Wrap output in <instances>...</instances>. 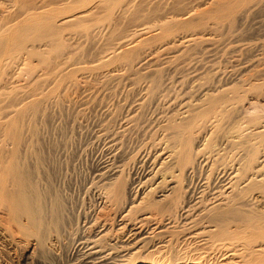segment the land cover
<instances>
[{
	"label": "rangeland",
	"instance_id": "rangeland-1",
	"mask_svg": "<svg viewBox=\"0 0 264 264\" xmlns=\"http://www.w3.org/2000/svg\"><path fill=\"white\" fill-rule=\"evenodd\" d=\"M102 1L104 0H87L86 2L85 0H82V2H80V0H0V30L3 31L0 37H3V39L5 36L4 34H6V37L8 38L9 33L7 29L10 28V25L11 24L14 25L15 21L18 22L20 19L22 20L25 17L24 15H29V12L31 14L32 13L36 14L37 12L39 13L43 10L46 11V13H47V10H49V12L52 10L50 12L52 14V13H55L56 11L55 15L53 14V20L55 19V21L56 20L58 21L59 18L67 16L68 14L70 15L74 13L83 12L86 10H89V11L91 10V13L93 14V15L90 14V17H87V19L84 20V23L82 22L80 25L77 24V26L75 27L74 25L72 26L64 25V26H61L62 28L59 27L61 30L60 29L58 30V32L60 31L59 33L60 35L58 37L59 41L57 43L60 44L62 42L61 43L62 45L60 44L62 47L59 45L58 47L59 49L58 48H57L58 50L56 49L57 52H61V54L59 53L58 55L57 53L58 57L57 58L55 57V59H54V56H57L56 53L52 51L53 54H51L50 46H48V44L51 43L50 41L48 42V40H46L47 41L46 42L44 40L43 42L42 40V42H38V41L32 42L31 39H29L30 41L28 40L25 41V47L26 49L28 48V50H30V48L31 50L35 49L33 50V52L34 54H35V51L38 52L37 57H36V54L27 56L26 54L18 52L16 54L18 55L17 56L18 58L16 57L12 61L13 57L10 58L11 55H9L8 53L7 54L5 53L6 55L3 54L5 55V57H3V55L2 57L0 56V62H1L0 64H2L3 61L5 60V63L2 64L3 67L1 68V72L3 73L4 71V73L2 74V76L0 73V78H1L0 80V99H1L0 100V116L10 114V117H11L12 116L11 112H13L20 105H22V103H25L27 101L32 102L31 100L38 99L41 102L42 104L40 105L41 110H39V115L37 117V120L35 119L32 120L31 119L32 117L29 118L27 116L28 119L35 122L33 124L30 122L31 124L29 123L28 125H30V127L32 128L31 133L33 129L37 130L36 131L37 135L33 134L35 133V131H33L32 133V136L36 135V137L32 138L30 135L31 134L30 129L28 130V128H26V127H29L26 124V121H28L27 118H25V123H24L25 132L24 133L26 137L29 136L28 138L30 141L34 139L33 141V143L35 142V146H33L34 149L36 150L37 148H39L38 149L40 152L39 155L41 156V159L43 161V165H42L43 168L42 167L41 168L44 170V171L41 170L43 171L42 173L44 176V177L42 176L41 179L44 183L42 181L41 182L43 184H46L45 177H47L48 178L47 182H49V184L48 183L47 184L50 187L53 186L52 189L53 190L55 189L54 190L55 193L58 194L59 198H61V201H63L64 203L63 204L64 205L63 218H65L64 219L65 228L61 230L64 232V233L61 232V234L64 236L66 235L65 237H68L67 231L70 230L71 232L74 230L73 232H71L73 233V237L76 234L74 238L77 239V237L79 236L82 237L83 235V239L80 240L81 242H84L86 240V236L89 235V229L88 227H86V225H88L86 220L89 221V219L91 218V215L93 214L92 213L93 210L95 211V208L97 207L96 204L99 202L98 192L100 193V190H97V189H100L99 188L100 184H99V180L96 178L97 176L94 174L97 172L96 169L101 167L103 164H109L110 160L111 161L115 160V163H117L116 165H119L123 162L121 164L122 166L124 165V162H125L126 164L124 166L126 167L129 161L131 162L130 158L132 159L134 158L133 161L129 163L130 165L128 164V166H130L129 168L128 167L125 168L123 166L125 168L124 169L122 167L121 170L123 169L125 170V173L123 172L124 174H128L129 176V173L131 172L130 173L131 177L130 176L128 177L127 175L125 176H127V178L129 179H134V180H138L140 179V177L143 178L147 176L148 174L147 166L153 163V161L155 164V159L157 158L158 160V157H159L158 155H160V151L164 152L165 150L164 147L167 146L165 144L166 142L168 143V141L166 137H163V136L165 135L167 136L169 133V132L168 133L165 132L164 130L166 128V124H168V122L171 120V119L168 120V117L172 118L173 116H175L177 117L176 119H179L178 118L179 115H182L184 112L186 114L188 112L189 114V112L191 113L192 111H194L193 115H196L195 111H197L198 109L196 106H199V105L202 106L204 104L203 101L206 95L207 97H209L211 94L210 97L217 98L215 97V95H218L219 97L221 92L223 93L224 91L226 92L223 94V97H225L224 100L226 99L225 101L227 102V99L230 98L229 102L226 103L224 101V103H226V105L224 104L226 108H222V104H220L222 102L221 101L219 104L221 105L222 110L220 109V106H219L220 110L218 109V106H216V110L214 108L213 111L210 112V113L214 112V114L208 113L209 116L204 115L206 117L205 120L207 122L205 121L204 123L203 122L204 118L203 119L199 118L200 120L199 119L197 120L199 121L198 122L199 125H197L198 123H196V131L194 129L195 136L197 135L196 132L199 131L200 136L201 134H203L204 137H206L204 138L203 135L201 136L204 138V140L205 139L207 140L208 137L210 138V139L208 138L209 140L206 141V144L208 142V147H207L208 150L211 148L210 147L211 143H212L211 146L218 147L217 144H219V146L221 145L223 147L225 144H227V141L229 140V138H231L230 135L233 136V139L231 138L233 140L232 143H234V140H235V143H237L240 139L238 138L240 135H242L241 138H244L245 135H247L248 137L249 134L251 135L252 133H255V132L258 133L260 130H262V127L264 130V121H263L264 119V53H263L264 52V8H263L264 4L263 3L264 2L262 0H258V1H261L259 4L260 7H258L257 6L258 4L255 3L256 0L253 1V3L251 2L253 5L249 3L250 1H248L249 4L247 2H246L247 4L246 3L243 4V6L248 5L247 6L248 9L246 6L245 8L247 10L249 9L252 10L253 13L252 11L249 13L250 10L247 11L245 9L244 12L246 13L247 11L245 15V13L244 12L242 13L241 11V8H243L242 10H244V7L241 5L242 7L240 8V11L242 14L241 15L242 18L239 17L240 15H237L238 13L237 9H239L237 8L234 12L236 16L233 13L232 15L233 18L232 17L231 18L221 17L223 18L221 19V21L217 20L220 23L215 21V19L217 18L213 17L214 15L213 12L212 14H209V11H208V14H206L207 10L211 9L210 12L212 11L213 9L212 5L216 6L217 5L216 3H218V0H216L217 2H215V0H140V1L138 0V2H141V3H137L138 4L137 7L139 10L136 9L135 11L134 9L133 11H131L133 9V7L131 6L132 9L130 8L128 9L129 10L128 14L126 13L128 11L126 10V7L128 8L127 4H129V1L131 0H128V3H127V0H125L126 3H123L124 0H120L121 3L125 5V12H124V9H122L124 7L122 4L120 5V9H119L117 5V0L116 1L114 0L115 2L113 1V3H111L110 1L111 4L108 2L106 3L104 1L106 5ZM134 1H135V4H133V6L135 5L134 7H136L137 0H134ZM134 1L132 0L130 3ZM258 1L256 2L258 3ZM118 3L120 4L119 0H118ZM108 5H109V8H108ZM250 5L252 9L250 8ZM254 5L257 7L256 9ZM53 9L55 10L53 11ZM27 10H28V13H26ZM95 10H96V13H95ZM201 10H204L203 11L204 16L206 14V16H208L209 19L212 18L211 21L210 20L205 21L206 19L202 21L201 20L202 18H200V15H199L200 23H202V25H198V21H194L192 22L194 28L192 29V26L191 28L187 27L188 28L187 30L192 29L191 31L186 30L187 32L185 31V29H183V26H181L182 27L181 31H179L180 29L177 31L174 25L173 26L174 29L173 27L171 28L172 30L174 31L176 30V31L171 32V36H170L171 38H169L170 41L169 39H167L168 37L166 38L163 37L165 39L160 38V35L162 37L165 32V31L162 32L161 27L164 26V29H165V25L163 24L162 26L161 25L162 23L164 22L166 23L167 21L166 26L169 27L170 25L169 21H172V19H175V20H177L178 18L183 19L184 16L186 17L185 14L191 15L192 14L191 12H193V14L199 13L202 15ZM215 10L214 12H216ZM255 10H257L258 12ZM109 12L111 13L110 15H109ZM106 14L108 15L106 16ZM122 14H123V17H122ZM209 15L210 16L212 15V16L210 17ZM234 16L237 17V19L234 18ZM111 20L112 21L114 20V21L109 23ZM208 21H210V23ZM207 23H208V26H207ZM194 24L195 25L197 24L196 28L197 26H200L199 28H202V26H204L203 27L204 29L198 28L196 30ZM158 25L159 27L161 26L160 27L161 30L159 29ZM172 25L173 24H171L170 26ZM156 26H157V30H156ZM78 27L80 28L81 31L79 30ZM4 28L5 29L7 28L6 32L4 31ZM84 28H85V31H84ZM91 28H92V31H91ZM171 28L169 31H171ZM160 31L163 34H161ZM84 33H87V34H84ZM172 34H174V36H172ZM91 36L93 37V39L95 38L96 39L93 40ZM7 38L6 40H8ZM191 38L193 42L192 40L190 41ZM195 38L199 39V42H200L199 45H198L199 43L198 40ZM166 39L167 41H165ZM203 39H205L204 41H206L207 39L208 43H209L208 40L210 39V43L208 45H207V42L203 43ZM195 40L196 42L194 43ZM140 41L142 42V44ZM168 41L170 45L168 44ZM184 41L185 42L187 41L186 45ZM116 43L118 46L116 45ZM151 43H152V46L150 45ZM181 43L182 44L184 43V44L182 45ZM195 44H197V46ZM176 45L179 46L178 50H177L178 46ZM121 46L123 49L121 48ZM134 46H138V47L140 46L142 47L143 50L141 48L138 49L137 47L136 54L135 52L131 51L136 56L135 58L133 57L131 66L127 67V61H125V59H123L121 56L124 55L122 54V53H125L124 51H127V50L129 51V49L130 48L132 49ZM173 46H176V50H175V47ZM166 48L167 50L170 49L168 53L171 52V54L167 53ZM171 48H173L175 52L171 50ZM44 49H45V52H44ZM48 49L50 50V52L47 55L46 51ZM133 50H136V49L133 48ZM180 51L181 52L183 51L185 55H183V53H181ZM39 52L46 53L44 54L46 60L45 59L43 60L42 58H40L41 56H39L40 54ZM19 53H21L22 55L21 57ZM172 53L175 56L181 53L180 57L183 55L184 58L183 57H182L183 59L180 58V61H178L177 63L176 60H178L177 57L179 58V56H176V60H175L171 58V57L175 58V56H173ZM49 56L52 59L51 58L49 59ZM116 56H119L120 58ZM1 58L3 59L1 60ZM111 58L112 60L115 59V61L112 62ZM118 58L121 59V61L118 60ZM50 60H53V62ZM56 60L60 62L58 63V61ZM64 60H66L67 62H65ZM106 60L109 62H106V65L105 63L104 65H102V62ZM174 60L177 63V65L175 64V62L173 63ZM44 61H47V63L46 62L44 63ZM152 61H155V62H152ZM6 63L8 65L7 67H6ZM26 63L29 64V67H28V64ZM55 64L57 68L55 67ZM98 64H101V65H98ZM46 65H48V67ZM97 66H98V69H97ZM54 67H55V70H53ZM127 68L129 69V71ZM125 69L127 70V73L125 72L126 71ZM186 69L187 70L189 69V71H187ZM156 70H157V74H154L156 73ZM52 71L54 72V74ZM159 71L161 72L162 75L159 74ZM120 74H123V76L126 74L127 76H124V78H121L119 77ZM41 75L43 76L41 77ZM111 75H112L111 78L116 76L117 80H116V77L114 79H111V78L109 79ZM125 77H128L130 79H127V78L125 79ZM133 77H134V80H132ZM157 77H159L158 80L156 79ZM153 78L156 79L157 85H159L158 88L156 87L157 89L155 88L156 83H155V80H153ZM201 78H202V81H201ZM119 80H120V83L118 82ZM153 81H154V85H153ZM158 81H161L162 83L160 82L159 84ZM77 86L78 88L75 89ZM153 86H154V89H153ZM92 88L95 90V93H93L94 90ZM149 89H152V91ZM6 91L7 93H5ZM115 91H117L116 94H115ZM14 95L16 98L14 97ZM226 95H227V98H226ZM198 99L200 100L199 102H198ZM10 101L11 102L13 101V102L11 103ZM187 102L189 103L188 104L189 106H192V109L196 107V110L195 109L194 110L191 109V111L190 109L188 110L189 106L187 108L186 106L183 105L185 103L187 104ZM229 103L231 107L229 106ZM206 104L209 105L207 101H206ZM206 104L203 105L202 108L204 106L207 107L208 105ZM200 108L201 107H199V109ZM204 109L202 111H204ZM185 110H188V111L186 112ZM214 110L218 114H216ZM218 111L219 112L221 111V112L219 113ZM241 111L243 112V114H241ZM185 113L183 114V116L185 115ZM192 113H191V116H192ZM43 114L45 117L43 116ZM169 114L171 115V117ZM187 116H190V115H187ZM261 118L263 122H261L260 120ZM172 119H174V117ZM254 121L257 122L258 125L255 124ZM202 122L205 125V127H202L203 124L201 126ZM237 122H238V125H237ZM251 123H254V124L251 125ZM164 124H165V128L163 129ZM31 125H34V126L32 127ZM198 126L199 127L201 126L203 130L201 131L198 130V129H201ZM219 127L221 128L223 127V128L221 129ZM227 129H228V132L230 133H227ZM221 131L222 133H220ZM224 131H225L226 138L224 136H220L218 139H216L217 138L216 136H218L219 134L220 135L223 134ZM237 131L239 132V134ZM210 132H212V135ZM214 132H217V135ZM26 133L28 136L26 135ZM226 133L229 135L228 137L226 136ZM236 133L238 135H236ZM236 136H237V141H236ZM112 137L114 138L113 140H112ZM223 137L226 140H224ZM116 138L117 140H119V142L115 140ZM231 139L229 140V143L227 145L230 144ZM29 140L27 139L26 141L30 142ZM220 140L221 141L224 140V141L220 142ZM114 141H116L117 144L114 143L115 145L112 144L111 146V143ZM257 141L258 140L255 141L256 144H257ZM120 142L122 143V145L119 144ZM107 144H108V148H107ZM109 146L111 149L114 148L113 146H116L115 147L116 149L122 146L123 152L121 151V148H118L117 150L114 148L113 150H111ZM221 146L219 148H222ZM229 147L230 146H227V149ZM140 148H141V151H140ZM161 148L162 149L164 148V150H162ZM262 149H264V146L263 148L260 147V150H261L260 157H259L260 162H263L262 158H264L263 157L264 153H262L263 151ZM114 150L117 152H115ZM112 151H113V154L115 152L116 156L113 154L110 155ZM205 151L207 150L205 149ZM156 154H157V157L155 156ZM120 155H122V157L124 156L126 159H124V157L123 159H120L122 158L120 157ZM113 156L115 158H113ZM117 156H119V159ZM151 157L152 158L154 157L152 162L149 161L150 159L152 160ZM112 158L114 160H112ZM127 158H129V160ZM117 159L121 160V163ZM146 159L149 162L148 161L146 162ZM141 161L142 163H144L145 161L144 165L141 163ZM140 163L141 165H139ZM146 163H149V164H146ZM132 164L133 165L137 164L139 166L137 167V165H134L133 170H132L131 168ZM152 166L153 164H151V167ZM205 166L207 167L208 164L207 165L203 164L202 168L204 170L206 168ZM140 167L144 168V170H142V168ZM151 167H149L150 169L148 168V170H151ZM128 169H129V173H128ZM141 171H144L145 173L144 172L142 173ZM136 172H139V173L134 174ZM93 176L95 177V179ZM145 178L141 179V181L143 182ZM96 179L98 180V182L96 181ZM95 182H97L96 184L99 186H97ZM135 185L140 186L138 191L136 189L137 192H140V191L142 192V190L145 188L144 186L138 185V181H136ZM135 214L134 215L131 214L130 217L131 216L135 217ZM86 216H89V217L86 218ZM2 223L4 224L3 221ZM66 223L67 225H65ZM81 225L83 227H81ZM78 227L80 229L82 228L83 230L85 229L84 230L85 232L82 229L79 230ZM12 229H13L12 231L14 232V233L12 232V235L14 234V238L16 237L15 239L19 240L21 237H23V236H17L16 234H19V232L16 231L13 227ZM76 229H77V232H76ZM79 232H82L83 234L81 233L82 234L81 235ZM71 239H72V236L70 240ZM20 240H24V239H20ZM195 240L196 239L194 240L190 239V241L188 240L189 242H191L189 243V246L190 245L191 246H201L200 243L198 244V239L196 240L197 242ZM85 244L88 245V242L85 241L83 245L85 246ZM0 246H10V245L6 243L3 239H1ZM180 246H186V245L181 244ZM0 256H2V258L0 259L3 260L4 253L0 252Z\"/></svg>",
	"mask_w": 264,
	"mask_h": 264
},
{
	"label": "bare ground",
	"instance_id": "bare-ground-1",
	"mask_svg": "<svg viewBox=\"0 0 264 264\" xmlns=\"http://www.w3.org/2000/svg\"><path fill=\"white\" fill-rule=\"evenodd\" d=\"M86 1L87 0H85V2ZM104 1L106 3L107 2L110 3V1H111V3H113L114 0H104ZM104 1H102V2H104ZM131 1H129V4H127L128 8L126 7V10H128L129 8L132 9L131 8V6H132L133 9L131 11H133L134 9L136 11V9H138L137 3H141V2H138V0H137V2H136L137 8H136V7H134L135 5L133 6V4H135V1L133 0L134 2L130 3ZM248 1H250L249 3H251V2L253 3V1H255V0H252V1L251 0H223V1L220 0V2L218 0V3H216L218 6L212 5V8L214 10L217 7L215 10L216 12H214L213 9L210 12L211 9H209V10H207L206 14H208V11H209V14H212V12H213V14H214L213 17L217 18V19H215V21H217V20L221 21V19H223L224 17H226V18L232 17L233 18V16H232L233 13L235 12V10L237 8H239L237 10H238V13H240V14L237 13V15H240L239 17L242 18L241 17V15H242L241 11L243 13L246 9L245 8L246 5L243 6V4H245L246 2L248 3ZM256 1H258V0H256ZM256 1H255V3L258 4L257 5L258 7H260L259 4L261 1H258V3ZM262 1L264 2V0H262ZM80 2H82V0H80ZM105 2H104V4L106 5ZM119 2H120V4L118 3V0H117V5H118L119 9H120V5L122 4L124 6V7L122 6L123 7L122 9H124V12H125V5L123 4V3H126L125 0L123 1V3H121L120 0H119ZM215 2H217V1L215 0ZM43 3H45V2H43ZM127 3H128V0H127ZM112 5H114V4H112ZM115 5H116V3H115ZM129 5H130V7H129ZM241 5L244 7V10H242L243 8H241L242 7ZM108 8H109V5H108ZM240 8H241V11H240ZM250 8L252 9L251 5H250ZM256 8L257 7L255 6V9ZM83 9H84V7H83ZM110 9H111V7H110ZM247 9H248V7H247ZM253 9H254V7H253ZM35 10H36V8H35ZM54 10L55 9H53V11ZM107 10H109V9H107ZM249 10H247V11H249ZM258 10H259V8H258ZM140 11H141V9H140ZM203 11L204 10H201L203 16L199 13L193 14V12H191L192 13V14L190 13L191 15L185 14L186 17L184 16L183 19L178 18L177 20H175V19L171 18L172 21L173 20L175 21V23H174V21H173V23H172V21H169L170 25L173 24L172 26L169 25V27L171 28L175 25V28L177 29V31L179 29H180L179 31H181V29H182L181 26H183V29H185V31H186L188 29L187 27L191 28V26H192V29L194 28L193 23H192L194 21H198V25H202V23H200V18H202L201 19L202 21H204L205 19H206L205 21H207V20L211 21L212 18L209 19L208 16H206V14L204 16ZM247 11H246V13H247ZM251 11L252 10H250L249 13ZM255 11H257V10H255ZM50 12H49V10H47V13H46V11L43 10L39 13L37 12L36 14H33V13L31 14L29 12V15H24V14L28 13V10H27L26 13L23 14L25 17L24 18L22 17L23 18L22 20L20 19L21 21L20 20L18 22L15 21L16 24L15 23H14V25L11 24L9 29H7L8 28L7 27L6 29L8 30V33H9L8 38L6 37V34H4L5 35L4 39H3V37H0V41H1V43H0V56L2 57L3 54L8 53L9 55H11L10 58L13 57L12 61L14 58H16L18 56V55H16L18 52L26 54L27 56L36 54V57H37L38 52L35 51V54L33 52V50H35V49L31 50V48H30V50H28V48L26 49V47H25V41H27V40L30 41L29 39H31L32 42H35V41L36 42L37 41L42 42V40H43V42H44V40L45 41L48 40V42L50 41L51 43H49L48 46H50L51 54H53L52 53V51H53L54 53H56V55H57V53L59 55V53L61 54V52H57V50L59 49L58 48L59 45L62 43V42L60 44L57 43L59 41L58 37L60 35L59 34L60 31L58 32V30L60 29L59 27L64 26V25H71V26L74 25V27H75V26H77V24L80 25L82 22L84 23V20L87 19V17H90V14H92L91 10L90 11L86 10V11L79 12V13L73 12L74 14H70V15L68 14L67 16L61 17L59 19L56 18V19H58V21L56 20L57 21L56 22L55 19L53 20V14L55 15L56 11H55V13H52V14ZM110 12H111V10H110ZM110 12H109V15L111 14ZM128 12H129V10L126 13L128 14ZM95 13H96V10H95ZM139 13H137V14H139ZM246 13H245V15H246ZM252 13H253V11H252ZM123 14H122V17H123ZM107 15L108 14H106V16ZM187 15H188V17H187ZM199 15H200V18H199ZM20 16H21V14H20ZM235 16H236V14H235ZM235 16H234V18L237 19V17H235ZM221 17H223V18H221ZM218 18H220V19H218ZM7 21H8V19H7ZM113 21L111 20L109 23H111ZM210 21H208V22L210 23ZM219 21H217V22H219ZM86 22H87V20H86ZM236 22H238V21H236ZM103 24H104V22H103ZM163 24L165 25V29H164ZM161 25L163 26V27L160 26L162 28V32H164V31L165 32L163 34L160 31L161 34H163L162 37L160 35V38H163V37H165V38L168 37L167 39L171 38L170 37L171 32H173L174 30H172V28H171V31H169L170 28L166 26L167 21H166V23L164 22ZM196 25H195V28H196ZM203 25H204V23H203ZM83 26H85V25H83ZM207 26H208V23H207ZM108 27H110V26H108ZM158 27H159V25H158ZM160 27H159V29H160ZM199 27L200 26H197L196 30ZM203 27L204 26H202V28ZM202 28H199V29H202ZM6 29L4 28L5 32H6ZM151 29H152V27H151ZM173 29H174V27H173ZM192 29L187 30V31H191ZM79 30H80V28H79ZM106 30H107V28H106ZM156 30H157V26H156ZM84 31H85V28H84ZM91 31H92V28H91ZM91 31H90V33H91ZM0 32H1L0 35H2L3 31L0 30ZM96 33H97V31H96ZM84 34H87V33H84ZM88 34H89V32H88ZM108 35H110V34H108ZM56 36H57V38H56ZM172 36H174V34H172ZM5 37L8 40H6ZM165 38H163V39H165ZM2 39H3V41H2ZM92 39H93V37H92ZM95 39H93V40H95ZM167 39L165 41H167ZM195 39H197V38H195ZM191 40H192V38L190 39V41ZM197 40L199 42V39H197ZM200 40H202V39H200ZM204 40L205 39H203V43L204 42L206 43L207 39H206V41H204ZM169 41H170V39H169ZM169 41H168V44H169ZM208 41L210 43V39ZM142 42H143V40H142ZM142 42H141V44H142ZM186 42L184 41L185 45H186ZM192 42H193V40H192ZM195 42H196V40L194 41V43ZM106 43H107V41H106ZM209 43L207 42V45ZM199 44H200V42L198 43V45ZM116 45H117V43H116ZM116 45H114V46H116ZM124 45H126V44H124ZM138 45H139V43H138ZM150 45L152 46V43ZM171 45H173V44H171ZM192 45H193V43H192ZM195 45L197 46V44H195ZM211 45H213V44H211ZM122 46H121V48H122ZM176 46H178V45H176ZM176 46H173V47H175V50H176ZM137 47L138 46L133 47L136 50H133V48L132 49L130 48L129 51L127 50V51H124L125 53H122L124 55H122V56L120 55L123 59H125V61H127V67L131 66L132 59H133V57L135 58V56H136V55H134L133 52H135V54L137 53L136 52ZM140 48L142 49V47L139 46L138 49H140ZM45 49H44V52H45ZM119 49H120V47H119ZM119 49H117V50H119ZM178 49H179V46H178L177 50ZM169 50L170 49L167 50V48H166L167 53ZM171 50H173V48H171ZM180 50H182V49H180ZM47 51H46V53L48 55L50 50L48 52ZM59 51H61V50H59ZM131 51H133V52H131ZM44 52H42L43 54L39 52L40 53L39 56H41L40 58H42L43 60L44 59L46 60L45 55H44L46 53H44ZM21 53H19L20 57L22 56ZM169 53L171 54V52H169ZM181 53H183V55H185L183 51ZM181 53H179V55H176V56H179V58L177 57L178 60H176V56L173 53L172 54H173V56H175V58L174 57H171V58L175 59L178 63V61H180V58L183 57V55L180 57ZM5 55H3V57H5ZM47 55H46V57H47ZM58 55L54 56V59H55V57L57 58ZM186 55H188V54H186ZM50 56H52V55H50ZM50 56H49V59L51 58ZM116 57H119V56H116ZM204 57H205V55H204ZM119 58H118V60L121 61V59H119ZM2 59L3 58H1V60ZM74 59H76V58H74ZM182 59H181V61H182ZM107 60L102 62V65H104V63L106 65V62H109ZM111 60H112V58H111ZM168 60H170V59H168ZM175 60L173 61V63L175 62ZM25 61H26V59H25ZM47 61H44V63L45 62L47 63ZM50 61L53 62V60H50ZM56 61H58V60H56ZM64 61L67 62L66 60H64ZM113 61H115V59L112 60V62ZM59 62L60 61H58V63ZM152 62H155V61H152ZM4 63H5V60L3 61L2 64H4ZM177 63L175 62L176 65H177ZM2 64H0L1 76L4 73V71H3V73L1 72V68L3 67ZM26 64H28V63H26ZM75 64H76V62H75ZM119 64H120V62H119ZM204 64H205V62H204ZM98 65H101V64H98ZM7 66L8 65L6 63V67ZM46 66L48 67V65H46ZM195 66H196V64H195ZM28 67H29V64H28ZM55 67L57 68L56 64H55ZM55 67L53 70H55ZM6 69H5V71H6ZM97 69H98V66H97ZM128 71H129V69H128ZM187 71H189V69ZM125 72L127 73V70ZM61 73H62V71H61ZM162 73H163V71H162ZM53 74H54V72H53ZM123 74H120L119 77L124 78V76H127L126 74L123 76ZM134 74H135V72H134ZM154 74H157V70H156V73H154ZM159 74H161L160 71H159ZM105 75H106V73H105ZM114 75H116V74H114ZM11 76H12V74H11ZM18 76H19V74H18ZM42 76L43 75H41V77ZM4 77H6V76H4ZM111 77H112V75L109 77V79ZM115 77H113L111 79H114ZM126 78L130 79L128 77H125V79ZM158 78L159 77H157L156 79L158 80ZM156 79L153 78V80H155V83H156L155 88L156 87L158 88L159 85H157ZM0 80H1V78H0ZM116 80H117V77H116ZM132 80H134V77L132 78ZM206 80H207V78H206ZM127 81H126V83H127ZM201 81H202V78H201ZM118 82L120 83V80ZM160 82L161 81H158L159 84H160ZM42 83H43V81H42ZM113 83H114V81H113ZM153 85H154V81H153ZM231 87H233V86H231ZM77 88H78V86L75 89H77ZM3 89H4V87H3ZM86 89H87V87H86ZM153 89H154V86H153ZM226 89H228V88H226ZM149 90L152 91V89H149ZM104 91H105V89H104ZM116 92L117 91H115V94H116ZM153 92H154V90H153ZM5 93H7V91ZM93 93H95V90L93 91ZM224 93H226V92L223 91V93L221 92V94L219 92V94H220L219 97H218V95H215V97H217V98L210 97L211 94L209 97H207V95H206V97L203 101L204 102L203 105H205L206 101H207V103H209V105L208 104H206V105H208L209 108H208V106L207 107L204 106L206 109L205 110L204 107L202 108L203 105L202 106H200V105L196 106L198 108L197 111H195L196 115H193L194 111H192L193 113L191 112L192 116H191L190 112L188 114L187 111L189 109L191 111L192 106H189L188 105L189 103L187 102V104L186 103L183 104L187 108L189 106L188 110H185L187 112V114L184 112L186 116L185 115L183 116V114H184L183 113L182 115L178 116L179 119H176L177 117H175V116H173L174 119H172L173 117L172 118L168 117V120H170V119L171 120L168 122V124H166V128H165V124L163 127V129L165 128L164 129L165 132H167V133L169 132L167 136L166 135L163 136V137H166V139L168 141V143L167 142H166V144L164 143L167 146L164 147L165 150H164V148L163 149L161 148L162 150H164V152L160 151V155H158L159 156L158 160H157V158L155 159V164L153 161L154 157L153 158L151 157L152 160L150 159L149 161H151V162L153 161V163L150 162L151 164H153L152 167H151V164L146 163V164L150 165V166L149 165L148 166L151 167V170H148L149 167L147 166L148 174H147V176H145L146 178L142 176L143 178H145L143 182L141 181V179H143L141 177L138 180H134V179L127 178L128 174H124L125 173L124 169L126 167H128V168L130 167V166H128V164L131 163L134 158L133 159L130 158L131 162L129 161V163L127 164L126 167L124 166L126 164L124 162L123 166L125 168L121 165L123 162L121 163V160H118L119 156H117L118 157L117 160L120 161V163H121V164H119L120 166L116 165L117 163H115V160L113 159V158H115L114 156L112 158V160H114V161L110 160L109 164H103L102 165L103 162L101 163L102 166L99 167L98 169H96L97 172L94 173L97 176L96 178L99 180V184H100V187H99L100 189H97V190H100V193L98 192L99 202L96 204L97 207L95 208V211L93 210V212H92L93 214L91 213L92 215H91V218L89 219V221L84 219L87 221L88 225H86V227H88V229H89V235L86 236V240H85L88 242V245L85 244V246L83 245L85 241L84 242L80 241L81 239H83V235H82L83 233L82 232H79L80 234L82 233L81 234L82 237L79 236V234H78L79 237H77V239L74 238L76 236L75 233L77 232V229L80 227V225L76 229V232L74 233L75 234L74 237H73V233H71L74 230L70 232V230L68 229L69 230V231H67L68 237H65L66 235L64 236L61 234V232H63L61 230L63 228H65L64 227V222H65L64 219L65 218H63V212H64V205L63 204L64 203H63V201H61V198H59L58 194L55 193V191H54L55 189L54 190L52 189L53 186L50 187L48 185L49 182H47V180H48L47 177H45V180H46L45 183L46 184H43L44 182L42 181L41 178L43 176L42 172L44 170L42 169L43 168V166H42L43 161L41 159V156L39 155L40 154V152L38 150L39 148H37L35 150L33 147V146H35V142L33 143L34 139H32L30 141L27 133H26V135L28 137H26L25 133H24L25 132V129H24L25 118H27V116H28L29 118L32 117L31 118L32 120L33 119L37 120V117L39 115V110H41L40 109V105H42L41 102L38 99H36V100L34 99V100H31L32 102L27 101L25 103H22V105H20L18 108H16V109L14 108L15 110L13 112H11V115H12L11 117H10V114H7V115L1 114L2 116H0V240L3 239L10 246H0V252L4 253L3 260L0 259V264H264V158H262L263 162H260V160H259L260 159L259 158L260 153H261L260 147L263 148V146H264V133H263L264 130H263V127H262V130H260L259 132L257 131L258 133L255 132V133H252L251 135L249 134L248 137H247V135H245L246 137L244 136V138H241L242 135H240L238 137L240 139L237 143H235V140H234V143H232L233 142V140H232L233 136L230 135V137L232 139L229 138V140L231 139V142L229 145H227L229 143V140H228L227 144H225L226 147H225V145L223 146L224 148L221 145L220 146L222 148H219L220 147L219 144H217L218 147L211 146L212 145V143H211V145H210L211 148L209 150L207 149L208 142L206 144V141L209 140L210 138L208 137L209 139L207 138V140L206 139L204 140V138H206V137H204L203 134H201V136L203 135L204 138L200 136L199 131L196 132L197 133L196 136H195V132H194V129L196 131V123L199 122V121H197L199 118L200 119L204 118L203 119L204 121L203 120L202 121L205 123L206 117L204 115L209 116L208 113L213 111L214 108L216 110V106H218V109L220 106L221 110H222V108H226L224 106V104L226 105V103L229 102L230 98L227 99V102H226L225 101L226 99L224 100L225 97H223ZM166 95H167V93H166ZM9 96H10V94H9ZM14 97H15V95H14ZM92 98H91V100H92ZM226 98H227V95H226ZM8 99H9V97H8ZM94 101H95V99H94ZM176 101H177V99H176ZM199 101L200 100L198 99V102ZM224 101L226 103H224ZM172 103H173V101H172ZM219 103L222 104V108H221V105ZM234 104H236V103H234ZM120 105H121V103H120ZM229 106H230V103H229ZM161 107H162V105H161ZM196 107H194L195 110H196ZM199 107L202 108V109L200 108L201 111H200ZM136 108H135V110H136ZM194 109H192V110H194ZM203 109H204V111H202ZM237 110H239V109H237ZM223 112H225V111H223ZM41 113H43V112H41ZM215 113L218 114L216 111H215ZM210 114H214V112L210 113ZM241 114H243L242 111H241ZM187 115H190V116H187ZM43 116H44V114H43ZM115 116H116V114H115ZM216 116H218V115H216ZM170 117H171V115H170ZM180 117H182V118H180ZM235 117H236V115H235ZM165 119H167V118H165ZM236 119H237V117H236ZM27 120L29 122L26 121V124L29 127H30V125H28V124L30 122L32 124L35 123L28 118H27ZM260 120H261V122L264 121V119L262 121V118ZM203 122L201 123V126H202ZM243 123H244V121H243ZM26 124H25V126H26ZM241 124H242V122H241ZM252 124H254V123H251V125ZM255 124H257V122H255ZM34 125H31V126L33 127ZM197 125H199V123ZM237 125H238V122H237ZM201 126L200 127L198 126V127L201 128ZM262 126H263V124H262ZM29 127H26V128H28V130L30 129V133H31L32 128L31 127L29 128ZM202 127H205V125L203 124ZM231 127H232V125H231ZM219 128H221V127H219ZM163 129H162V131H163ZM221 129H219V130H221ZM228 129H227V133H230V132H228ZM151 130H152V128H151ZM198 130L201 131V130H203V128L198 129ZM33 131H35V133H33ZM33 131H32L33 134L37 133L36 129L35 130L33 129ZM165 132H164V134H165ZM32 133L30 134L31 137L35 138L37 134L32 136ZM210 133L212 135V132H210ZM214 133H216V135H217V132H214ZM220 133H222V131ZM227 133H226V136L228 137L229 135ZM206 134H207V132H206ZM238 134H239V132H238ZM238 134L236 133V135H238ZM216 135H214V136H216ZM113 136H114V134H113ZM220 136L225 137V131L223 132V134H221V135L219 134L218 136H216L217 137L216 139H218ZM224 137H223V139L226 140L225 139L226 137L225 138ZM27 139L31 142V144H30V142L26 141ZM109 139H111V138H109ZM113 139L114 138L112 137V140ZM115 140L117 142H119V140H117V138ZM224 140H222V141H224ZM256 140H258L257 141L258 145L255 142ZM116 141L112 142L111 146H112V144L115 145L114 143L117 144ZM162 141H163V139H162ZM222 141L220 140V142H222ZM236 141H237V136H236ZM110 142H111V140H110ZM217 142H218V140H217ZM119 144L122 145L121 142ZM30 145H32V146H30ZM109 145H110V143H109ZM227 146H230V147L227 149ZM113 147L115 148L116 146H113ZM107 148H108V144H107ZM109 148H110V146H109ZM118 148H121V151H122V146L118 147ZM113 149H111V150H113ZM125 149H126V147H125ZM205 149L207 151H205ZM155 150H156V148H155ZM262 150H263L262 153H264V149H262ZM140 151H141V148H140ZM115 152H117V151H115ZM115 152L113 154V151H112V153H110V155L111 154L115 155ZM158 152H159V150H158ZM158 152H157V154H158ZM157 154L155 155L156 157H157ZM161 154H163V155H161ZM120 157H122V155H120ZM123 157L120 159H123ZM263 157H264V154H263ZM109 158H110V156H109ZM124 159H126V158L124 157ZM127 159L129 160V158H127ZM140 159H142V158H140ZM147 161L148 160L146 159V162ZM133 163H135V162H133ZM141 163H142V161H141ZM141 163L139 165H141ZM144 163H145V161H144ZM144 163H142V164L144 165ZM146 164H145V166H146ZM203 164L204 165L208 164L207 167L205 166L206 167L205 170L202 168ZM134 165H137V164H134ZM134 165L132 164V167H131L132 170H133ZM139 165H137V167ZM143 165H142V167H143ZM98 166H99V164H98ZM122 167L124 168L123 169L124 171L121 170ZM142 167H140V168H142ZM41 170H43V171H41ZM134 170H136V169H134ZM142 170H144V168H142ZM139 171H140V169H139ZM147 171H146V173H147ZM141 172L143 173L144 171H141ZM128 173H129V169H128ZM130 173H129V176L131 177ZM137 173H139V172H136L134 174H137ZM125 175H127V176H125ZM135 177H136V175H135ZM94 179H95V177H94ZM97 179H96V181L98 182ZM136 181H138V185L145 187L143 190L141 189L142 192L141 191L137 192L140 186L135 185ZM97 182H95V184ZM97 186H99V185H97ZM136 189H137V191H136ZM131 214H133V215L135 214V217H133V216L130 217ZM136 215H138V216H136ZM87 217H89V216H86V218ZM2 221L4 222V224L2 223ZM85 222H84V224H85ZM65 225H67V223ZM12 227L16 231L19 232V234H16V235L17 236H23V237H21V238L19 237V238L24 239V240L15 239L16 237L14 238V234L12 235V232H13ZM81 227H83V226L81 225ZM86 227H84V228H86ZM81 229L79 228V230H81ZM86 234H88V233H86ZM69 236H70V238L72 236L71 240H70ZM155 238L157 239V241ZM190 239H193V240L198 239V244L200 243L201 246H191V245L189 246V243H191V242H189ZM181 244H185L186 246H180ZM193 244H195V243H193ZM11 245H13V246H11ZM175 245H177V246H175ZM0 258H2V256H0Z\"/></svg>",
	"mask_w": 264,
	"mask_h": 264
}]
</instances>
